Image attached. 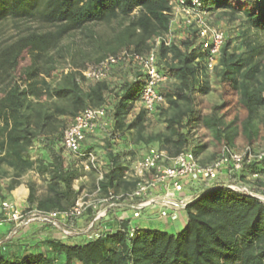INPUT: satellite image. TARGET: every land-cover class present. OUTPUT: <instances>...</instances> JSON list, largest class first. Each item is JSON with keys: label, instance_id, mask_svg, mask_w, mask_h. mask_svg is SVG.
<instances>
[{"label": "trees", "instance_id": "obj_1", "mask_svg": "<svg viewBox=\"0 0 264 264\" xmlns=\"http://www.w3.org/2000/svg\"><path fill=\"white\" fill-rule=\"evenodd\" d=\"M206 2L205 9L210 13L231 16L242 13L250 28L264 33V0ZM7 3L8 13L14 18H35L52 27L46 32L19 35L0 46V179L7 175L5 168L13 171L6 189L7 197L26 174L35 172L47 183V189L39 197L35 184L29 183L27 202L30 208L41 211L70 209L80 194L74 185L86 173L77 166L80 161L72 158L62 145L68 125L59 131L50 123L54 113L72 121L84 109L102 106L108 107L109 123L97 132L106 135L102 147L105 166L103 179L96 181L95 190L100 188L102 198L110 192L119 194L132 190L134 184L124 179L130 162L115 153L113 146L125 129L136 126L126 125V119L139 102L144 87L142 74L132 68V78L115 87L108 81L83 87L79 78L80 69L85 66L70 70L55 86L38 78L40 74L50 76L56 63L52 52L63 39L84 31L91 24L121 18L129 20L126 29L112 42L99 45L89 36L91 44L98 43V51L103 52L98 53L101 55L93 63L123 48L146 52L154 37L169 32V0H0V10ZM196 43L194 34L170 47L160 46L159 69L170 77V82L174 81L162 87L161 92L166 105L175 111L169 115L159 107L154 113L163 114L167 126L164 134L145 139L149 149H167L172 156L192 149L199 157L207 146L192 148L198 127L208 131L219 146L223 143L235 146L236 122L226 123L219 115L225 105L213 107L208 115H202L196 108L198 94L207 95L212 90L209 81L203 80L208 73ZM230 43L227 38L215 76L219 84L228 85L237 93L239 104L246 111L240 122V135L247 144L254 145L260 137V126L264 128V45L246 37L242 51L232 52ZM25 53L32 55V64L17 79L14 75ZM43 89L49 99L56 100L53 111L47 104L30 100L31 96L39 99ZM109 96L114 97L112 103L108 101ZM57 101L64 104L59 106ZM259 108L263 111L261 115L256 110ZM148 115L140 108L136 122L143 123ZM87 141L83 151L93 152L95 148ZM37 144L43 146L45 158H32L31 151ZM5 196L1 195L2 200L7 199ZM186 211L188 222L177 235L138 228L131 236V220L124 219L108 229L105 226L99 237L84 243L45 239L30 245L19 241V245L27 248L23 254L8 256L0 251V264H264L263 202L225 186H216L204 189ZM95 216L96 213L89 210L80 219L92 222ZM7 233L0 235V241L5 240Z\"/></svg>", "mask_w": 264, "mask_h": 264}, {"label": "built area", "instance_id": "obj_2", "mask_svg": "<svg viewBox=\"0 0 264 264\" xmlns=\"http://www.w3.org/2000/svg\"><path fill=\"white\" fill-rule=\"evenodd\" d=\"M206 1L169 0L170 28L166 35L154 37L146 52L123 48L99 62L87 64L80 69L79 82L83 87H87L90 84L109 81L119 68H135L142 74L144 80L139 108L146 110L149 115L154 114L159 107L166 104L161 89L170 83V77L158 66V53L162 44L170 47L195 34L196 45L201 49L206 72L215 74L220 68L227 37L225 32L212 22L213 14L205 9ZM107 117V106L86 108L76 115L63 133L62 145L65 151L80 161L77 166L85 173L95 171L97 181L103 179L105 163L100 161L94 152H84L83 145L88 137L97 134L102 126L108 125ZM124 179L134 184L132 190L119 194L110 192L102 198L100 188L97 187L96 200L74 185V188L80 191L79 197L75 204L65 211H41L36 207L21 209L9 200L1 201L0 222L12 226L6 230L8 233L5 240L0 241V248L5 249L15 238L25 236L24 233L30 231L34 225L38 227L35 229H39L37 233L47 230L54 235V239L68 243L69 239L79 235L72 223L82 218L89 210L96 213L90 227L99 226L96 237H93L97 238L106 229L100 222L107 218L110 209L121 204L134 205V218H138L143 209L161 205L162 217L169 216L168 209H173L171 217L177 219L178 210L186 209L199 196L189 200H175L176 194L182 193L186 183L190 182L204 183L206 184L204 189L207 190L225 186L236 193L256 198L264 203V146L256 143L236 147L223 143L212 161L206 164L201 162L192 149L172 156L167 149L152 147L142 157L132 162ZM161 189H165L162 197L154 195L155 191ZM124 219L126 218L122 220ZM137 229L138 227L131 228V236Z\"/></svg>", "mask_w": 264, "mask_h": 264}, {"label": "rangeland", "instance_id": "obj_3", "mask_svg": "<svg viewBox=\"0 0 264 264\" xmlns=\"http://www.w3.org/2000/svg\"><path fill=\"white\" fill-rule=\"evenodd\" d=\"M8 3L3 6L0 10V46L13 41L17 36L26 34L29 32H46L51 30L52 27L45 25L39 22L35 18L28 17H18L14 18L10 13H8ZM134 14H137L135 12ZM212 22L215 26L223 30L226 34V37L231 41V51L232 52H241L242 44L244 39L248 37L254 41H259L262 45H264V33L250 28L246 18L242 13H236L234 15H222L219 12L213 13ZM129 25L128 19H117L113 20L109 23H100V24H91L88 25L84 31H79L71 34L70 36L63 39L61 44L53 50L52 55L55 59L54 69L51 71L50 76H44L40 74L38 80L45 79V81L50 85H57L60 83L64 74L68 73L70 70H77L78 68H82V66H86L87 64L93 63L97 60L101 53L99 50V45H104L107 42H112L117 38V36L126 29ZM89 36L93 37L96 41L99 42L97 44H91ZM98 53H101L98 55ZM40 67L42 66V62L39 60L38 62ZM32 64V55L29 53H25L22 57L21 64L15 73V78L22 77L24 70ZM133 76L132 67L119 68L115 71L112 78L108 81L112 87L119 85L124 82L125 79H131ZM207 78H203V80H208L211 86V92L207 95L198 94L196 100V108L202 115H208L212 112L213 107L225 105V108L220 112V116L224 117V121L226 123H231L233 121L236 122V127L238 128V136L235 139V146L241 147L244 144H247L243 137L240 135V122L245 118L246 111L240 106L239 98L237 93L228 85L219 84L215 74H208ZM174 83L173 79L169 83ZM168 85V84H167ZM42 88L41 85H38ZM44 87V86H43ZM34 90H36L34 88ZM42 96L37 99L34 96L30 97V100L33 103H44L50 107L51 111H53L54 103L56 100L49 99L45 90H42ZM114 100L113 96L108 97V101L112 103ZM57 105L62 106L64 102L57 101ZM139 102L136 103V106L130 115L126 119V125H136L134 128H130L129 130L124 131V133L119 136L115 140V144L113 146V150L115 153H119L123 157L126 158L130 165L137 158L142 157L148 150V146L145 143V139L164 134L166 132V122L163 114H151L144 118L143 123L136 122V116L139 111ZM163 109L167 110L168 114H173L175 108L170 107L169 105L162 106ZM258 114H262L263 111L256 109ZM108 121V120H107ZM71 119L67 116H60L54 113V117L51 120V127H58L59 131H62L67 125H69ZM109 123V121L107 122ZM261 132L260 137L257 144L264 146V128L260 126ZM105 133H98L93 135L90 139H88L87 143L90 146L94 147V153L97 155L100 161H103L104 150L102 149L105 139ZM193 147H197L200 145H206V150L199 155V158L203 156L204 153L215 154L219 145L213 140L212 135L206 131L204 128L198 127L194 132L193 138ZM255 143V144H256ZM134 155H131L133 154ZM31 156L33 159L38 157L45 158L46 152L42 145L37 144L31 151ZM127 156V157H126ZM201 160V159H200ZM7 172L6 177L4 179H0V202L3 201L1 195H6L7 185H9L10 180L13 175V171L11 169L5 168ZM6 178V179H5ZM97 181L96 172L86 173L85 176L79 180L75 185L88 195L92 196V199L96 200L95 194V185ZM34 183L37 195L42 197L47 189V183L38 177L35 172H30L26 174L22 180L20 185L15 189H19L23 191V196H25V201L23 204L25 206H19L21 209H26L30 207L27 198L29 195V183ZM14 190V191H15ZM11 194V193H10ZM153 221H156V218L152 216ZM90 221L86 222L83 227H74L79 235L74 236L71 239L81 237L85 235L90 239L96 237V233L99 230L98 225H94L90 227ZM146 228L163 230L161 227L153 222L151 225L146 226ZM6 230V229H5ZM172 234V233H171ZM69 239V241L71 240ZM86 242V241H83Z\"/></svg>", "mask_w": 264, "mask_h": 264}, {"label": "crops", "instance_id": "obj_4", "mask_svg": "<svg viewBox=\"0 0 264 264\" xmlns=\"http://www.w3.org/2000/svg\"><path fill=\"white\" fill-rule=\"evenodd\" d=\"M216 154V153H215ZM215 154H207L204 153L202 157H200L201 162L203 164L209 163L212 161V159L215 157ZM206 184L204 183H197V182H190L186 183L184 191L182 193H178L175 196V200H181V199H193L196 196H198L203 189L205 188ZM1 188V187H0ZM165 193V189L157 190L155 191L154 195H157L159 197H162L163 194ZM6 200H9L16 204L17 206H25L23 202L25 201V196H23V191L22 190H15L13 191ZM24 208V207H23ZM163 210V207L161 205H156L154 207H148L146 209H143L140 211V216L138 218H134V205L132 203L129 204H121L119 206H115L113 209H110L107 214V218L104 219L102 226L105 227L107 226V229L110 228L111 226L115 225L116 222L119 220H122L123 218H129L130 221V226L131 228L138 227L142 229H150L146 228V226L151 225L153 222H155L156 225L161 227L164 232H167L171 235H177L179 234L186 226L188 222V216H187V211L186 209H180L177 212L178 218L177 219H172L171 214L174 213L173 209H168V215L166 217H162L161 211ZM152 216L156 218V221H153ZM87 221L83 219H79L75 221L73 224L74 227H83V225ZM12 225L2 223L0 222V235L3 234V232H6V230L11 228ZM114 226V227H115ZM36 225H34L30 231L25 232V236L23 237H18L15 238L13 241L9 242L7 246L4 248H0V251L3 254H7L8 256H14V255H20L23 254V252L27 249L25 247H22L19 245V241H22L21 243L27 242L28 244H35L43 240V239H54V235H51L50 233L47 232V230H42L40 233H37L39 229ZM6 229V230H5ZM30 236V237H29ZM29 237V239H28ZM27 239V240H25ZM89 237H86L85 235L71 239L68 243H84L83 241H88Z\"/></svg>", "mask_w": 264, "mask_h": 264}]
</instances>
